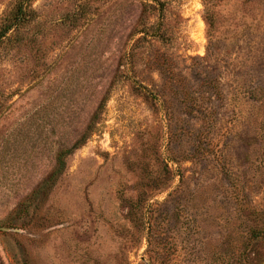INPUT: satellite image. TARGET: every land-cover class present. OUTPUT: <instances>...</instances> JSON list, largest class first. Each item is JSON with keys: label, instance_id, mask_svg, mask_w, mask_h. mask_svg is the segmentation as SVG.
<instances>
[{"label": "rangeland", "instance_id": "rangeland-1", "mask_svg": "<svg viewBox=\"0 0 264 264\" xmlns=\"http://www.w3.org/2000/svg\"><path fill=\"white\" fill-rule=\"evenodd\" d=\"M23 12L0 39V264H264V0Z\"/></svg>", "mask_w": 264, "mask_h": 264}, {"label": "trees", "instance_id": "trees-1", "mask_svg": "<svg viewBox=\"0 0 264 264\" xmlns=\"http://www.w3.org/2000/svg\"><path fill=\"white\" fill-rule=\"evenodd\" d=\"M30 0H21L20 3L17 6L16 11L12 14V16L5 21L4 24H2L0 28V39L5 37L12 29H17L19 25L23 23L25 20L24 16V6L29 2ZM71 153L70 150L61 151L55 158L56 162V168L52 172L51 176L49 177V180H55L57 176H59L64 168H65V159L66 157ZM263 235L264 234V228H261L259 231L256 232V234Z\"/></svg>", "mask_w": 264, "mask_h": 264}]
</instances>
